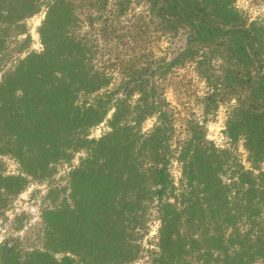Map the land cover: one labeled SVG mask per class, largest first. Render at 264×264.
Masks as SVG:
<instances>
[{
    "label": "trees",
    "instance_id": "trees-1",
    "mask_svg": "<svg viewBox=\"0 0 264 264\" xmlns=\"http://www.w3.org/2000/svg\"><path fill=\"white\" fill-rule=\"evenodd\" d=\"M138 2L145 11L133 22L124 20L133 0H0V24L46 9L43 51L0 85V156H14L34 174L113 112L110 133L81 142L90 148L71 175L74 207L45 216V241L66 254L22 255L7 243L0 264L130 260L129 238L145 227L153 200L160 222L153 264H264V23L247 20L238 0ZM144 37L147 45L139 42ZM102 42L115 58L98 68L108 47ZM157 42L170 44L165 54L159 47L155 54ZM117 62H126L120 92L106 97L114 80L106 65ZM169 89L179 104L168 101ZM81 95L94 100L79 104ZM192 99L204 117L230 105L224 131L232 146L243 142L249 168L236 150L226 168L229 151L206 139L204 122L181 119L180 107ZM154 117L143 134V121ZM178 118L183 137L174 140ZM173 160L181 166L178 184ZM25 184L23 177H0V205Z\"/></svg>",
    "mask_w": 264,
    "mask_h": 264
},
{
    "label": "rangeland",
    "instance_id": "rangeland-1",
    "mask_svg": "<svg viewBox=\"0 0 264 264\" xmlns=\"http://www.w3.org/2000/svg\"><path fill=\"white\" fill-rule=\"evenodd\" d=\"M238 6L250 22L257 21L264 23V0H238ZM144 9V3L133 0L131 11L128 13L129 16L124 18V20L132 19L133 22H135V15L139 12H144ZM45 17L46 9L43 7L41 12L21 22L15 24H0V42L3 43V48L0 52V85L5 83L6 78L11 75L28 56L43 51L39 30ZM126 30L130 31V29ZM83 31L82 29L81 32ZM139 40L141 45H144L146 44L145 41L147 37L140 38ZM113 43L114 42L111 44ZM102 45H108V47L105 52L104 50L102 51L105 53V56L102 59L100 57L97 58V61L102 60V63L97 65L98 68H100L103 63L106 64L107 60H113L115 58L111 55L112 49H109L110 44L102 42ZM152 45L155 49L154 51H156L155 54H158V47L163 50L164 54L170 47V44L166 42H157ZM178 45L181 46L180 43ZM148 46V48H150V44H148ZM122 57L128 58L126 54L122 55ZM120 63L121 66L118 62L114 65H108V63L106 65L108 69L113 72L112 74H114L112 85L109 89L107 88L106 97L110 96L111 98H115L116 94L120 92L119 89L123 76L120 74L121 70L119 68L126 62ZM183 75H188L187 71H181L179 76L182 77ZM193 85V89H195L198 94L201 95L202 92H204L203 83L197 80ZM169 90L167 91L168 101L173 105H176L177 102L179 104L178 95L172 92V89ZM105 91L103 93L104 95L106 94ZM93 100V97L88 100L84 95H81L78 99V103L93 102ZM185 100L186 99L183 101ZM230 108V105L223 104L213 116L204 117L200 107H198L196 101L192 99L184 108L180 107L182 112L181 119H187L188 116H190L191 119L195 121L204 122V135L206 139L221 150L229 151L231 161L228 162L226 160L228 166L226 168H230L231 166L234 150L237 151L244 166L249 168L250 165L247 162V153L244 149L243 142H239L235 146H232L224 131L230 114ZM112 113L113 112L106 117L102 124L84 130L81 136L76 138L77 140H75V143L69 144V146L65 148L64 153H62L56 161L48 162L42 170L38 169L34 174L25 172L19 160L14 156H0V177H23L26 180V184L19 194L5 196L4 202L0 205V252L2 246L8 243L9 247L16 246L17 251L22 253V255H27L35 251H45L51 253L57 259H61L66 254L65 251H59L57 246H55L56 244L49 245L45 241L47 231L45 216L47 212L50 211H66L74 207L71 175L87 158L90 148L89 145H84L81 142L84 139L97 141L110 133L111 129L109 124ZM205 118L207 121H205ZM181 119H177V132L174 140H179L183 137L181 130L183 129L182 126L184 122ZM155 123V117L143 121L141 125L142 133L144 134L152 130ZM67 142H69V140H66V143ZM262 168L264 169V165ZM170 171L175 184H178L181 178L180 164L173 160ZM229 178L230 174H225V181H228L227 179ZM155 203L156 201L153 200V202L148 205L149 209L145 216V227L139 229L138 233L135 231L134 235L129 238L131 245L134 247L131 259L127 261L122 260L121 263L119 262L116 264H153L154 254L158 251V231L160 228V222L156 218ZM84 254L85 252L83 253L85 257L86 255ZM74 257L76 259L75 264H82L79 257Z\"/></svg>",
    "mask_w": 264,
    "mask_h": 264
}]
</instances>
